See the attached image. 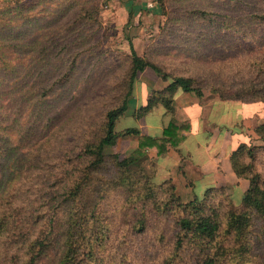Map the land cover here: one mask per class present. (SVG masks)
Masks as SVG:
<instances>
[{"label": "trees", "instance_id": "16d2710c", "mask_svg": "<svg viewBox=\"0 0 264 264\" xmlns=\"http://www.w3.org/2000/svg\"><path fill=\"white\" fill-rule=\"evenodd\" d=\"M80 1L0 5V264H264L258 146L244 142L232 153L234 171L249 180L238 204L226 186L186 201L173 180L157 183L143 164L149 151L163 156L187 137L190 122L175 116L178 90L202 97L208 87L223 100L264 103V0H220L213 11L214 0L179 5L170 21L191 23L180 30L178 47L189 52L194 36L206 41L196 46L202 56L195 59L242 56V64L209 81L172 76L131 46L120 95L90 123L89 135L79 139L67 132V147H60L53 144L72 111L106 93L91 92L90 70L81 75L97 54L90 50L94 45L85 46L101 25V9ZM147 67L168 83L151 92L137 117L165 107L172 119L159 137L137 127L116 129ZM256 133L264 140V124ZM130 135L139 138L136 149L125 155L107 151ZM150 234L157 241L148 246Z\"/></svg>", "mask_w": 264, "mask_h": 264}, {"label": "crops", "instance_id": "0c3cea01", "mask_svg": "<svg viewBox=\"0 0 264 264\" xmlns=\"http://www.w3.org/2000/svg\"><path fill=\"white\" fill-rule=\"evenodd\" d=\"M103 4L108 7L103 10V14H107L112 24L119 25V32L123 35L126 32L129 35L139 33L142 30L141 21L159 10L157 0H103ZM137 38L138 36L133 38L130 47L134 46L136 49ZM139 77L136 94L134 91L124 115V118L129 117L135 121L133 126H124V129L137 127L142 134L159 137L172 119L165 107L156 106L139 118L137 113L147 104L150 92L163 89L168 82L150 67L141 72ZM174 103L177 120L189 121L191 126L186 139L176 148L170 147L165 155L158 156L155 151H149L148 157L156 166V178L173 179L177 192H187V197H191L183 198L186 201L192 199L194 194L191 195L190 192L197 188L201 190L199 195L203 196L209 187L235 184L239 189L235 186L234 191L242 192L241 201L249 184L234 171L231 156L241 143L256 145L253 129L247 131L240 127L242 118H246L245 110L248 106H240L235 101L221 100L206 93L200 97L182 89L176 92ZM124 142L130 145L131 152L138 147L139 138L130 135L124 138Z\"/></svg>", "mask_w": 264, "mask_h": 264}, {"label": "rangeland", "instance_id": "374dc122", "mask_svg": "<svg viewBox=\"0 0 264 264\" xmlns=\"http://www.w3.org/2000/svg\"><path fill=\"white\" fill-rule=\"evenodd\" d=\"M5 1L6 0H0V5L5 3ZM82 1L83 0L79 2L80 5L84 4ZM89 2L99 3L101 9L99 21L101 22V25L97 29V32L95 33L96 35H94V40L89 41L87 46H85L86 48L88 46L91 47L90 45H94L93 49L90 50H93L97 54L91 57L90 63H88V65L82 69L84 71L81 73V75H87L88 71L90 70L94 81L91 85V92L94 94H102L104 91H106V93L102 94L101 97L89 99L74 109L70 117L59 128L60 131L57 134L56 143L53 145L67 147L65 142H67L68 136L62 138V136L67 132L69 133L68 135H75L79 139L85 135H89V131L86 130L89 129L90 123L99 120L102 117L101 114L104 110L105 104L111 103L113 100L115 101L117 96L120 95V83L127 75L130 61L129 54L131 53L130 44H132L131 42L135 36H138V38L135 39L137 52L140 55L148 56L153 62L160 65L164 71L168 72L172 76L194 74L199 76L201 79L209 81V79L211 80L214 77H218L219 75L221 76L223 71H232L236 66L238 68V66L242 64V56H230L224 59L222 58L219 62H204L195 59V57L202 56L201 54L196 53V46L199 45L202 47L203 43L206 41H197L194 36L191 37V40L189 41V45L191 47L189 52H187L186 46L178 47L183 45L181 44L182 41L179 42L180 30L183 28L181 32H184V30L188 28L187 24L191 22L187 21V23H182L181 25L176 24L177 22L170 21V14H177V8L179 5H196L199 7L200 5L195 3L196 0H163L165 8H163L161 3L157 1L159 6L158 12L149 16L148 18L143 19L141 21L142 30L139 33L133 35L126 34L127 32L123 35L121 32H119V25L112 24L110 20H108L106 16L107 14H103V0H90ZM91 3H87L85 5L89 6ZM204 3L205 2H202L201 7L205 6L203 5ZM212 4L213 9H208L210 11H213L216 6L220 5V0H214ZM227 12L230 13L229 11ZM231 16H233V14H231ZM198 25L201 28L204 26V22L198 20ZM130 27L127 29H130ZM128 33H131V31H128ZM229 33L232 34V32ZM176 44L179 45L177 46ZM209 45L210 43L208 46ZM215 51L220 57L222 56L223 50ZM243 57H245V55H243ZM98 58L100 60H98ZM100 61L104 62L105 64L100 65ZM139 76L136 80L137 83L139 82ZM136 82L134 86L135 94L137 84ZM204 93L219 97L221 99L217 93L212 92L208 87L204 88ZM226 101H235V103H238L240 106H248V109L245 110L246 118H242L243 120L240 127H244L247 129V131H251L252 129L254 131V134L252 135L255 136L254 139L256 146H258L260 149L259 154H257L256 157L255 168L261 172V175L264 179V140L256 133V128L259 125L264 124V103L262 101L244 102L242 100L235 99H227ZM134 121L135 120L129 117L124 118V116H122L117 121L116 129L120 131L124 129V126H133ZM129 149L130 145L124 142V138H120L117 144L109 147L107 151L125 155L130 152ZM143 164L153 176L154 181L157 183L164 181L162 180V177L156 178V166L153 160H150L148 157L143 161ZM241 178L247 180L249 184L248 179L244 177ZM230 186H226L227 192L231 195L233 201L238 204L240 202V196L242 195V192L240 190L234 191L233 188L235 186L238 188L237 185L234 184L233 186ZM232 190L234 192H232ZM200 193L201 190L199 188H197L194 192H190L191 195L194 194L192 198L196 196L203 197L204 195L201 196L199 195ZM180 194L182 198H191L187 197V192H181ZM155 241L157 240L154 239L153 234H150L149 237H146L144 243L145 245L149 246L150 242L154 243Z\"/></svg>", "mask_w": 264, "mask_h": 264}, {"label": "built area", "instance_id": "2783aa9c", "mask_svg": "<svg viewBox=\"0 0 264 264\" xmlns=\"http://www.w3.org/2000/svg\"><path fill=\"white\" fill-rule=\"evenodd\" d=\"M153 4H150V6H152ZM103 7H104V10H106L108 7H107V5H103Z\"/></svg>", "mask_w": 264, "mask_h": 264}]
</instances>
